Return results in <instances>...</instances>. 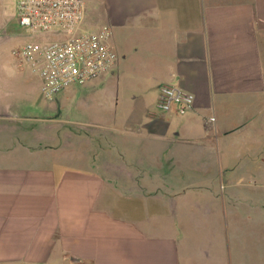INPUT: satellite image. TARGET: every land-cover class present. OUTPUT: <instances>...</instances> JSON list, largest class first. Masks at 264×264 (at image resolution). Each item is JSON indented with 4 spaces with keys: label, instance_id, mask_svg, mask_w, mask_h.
Masks as SVG:
<instances>
[{
    "label": "crops",
    "instance_id": "0c3cea01",
    "mask_svg": "<svg viewBox=\"0 0 264 264\" xmlns=\"http://www.w3.org/2000/svg\"><path fill=\"white\" fill-rule=\"evenodd\" d=\"M87 2L119 69L0 67V264H264V0Z\"/></svg>",
    "mask_w": 264,
    "mask_h": 264
},
{
    "label": "built area",
    "instance_id": "2783aa9c",
    "mask_svg": "<svg viewBox=\"0 0 264 264\" xmlns=\"http://www.w3.org/2000/svg\"><path fill=\"white\" fill-rule=\"evenodd\" d=\"M85 13V0H16L18 25L26 34L42 37L18 48L16 55L40 74L48 102L71 86L102 78L117 65L111 27L85 29ZM52 34L60 37L47 39ZM194 102L193 94L178 86L165 84L158 89L157 108L164 114L184 115Z\"/></svg>",
    "mask_w": 264,
    "mask_h": 264
},
{
    "label": "rangeland",
    "instance_id": "374dc122",
    "mask_svg": "<svg viewBox=\"0 0 264 264\" xmlns=\"http://www.w3.org/2000/svg\"><path fill=\"white\" fill-rule=\"evenodd\" d=\"M85 4L86 13L83 27L87 30H95L97 29V26L94 20L90 19L92 5L89 4L87 0H85ZM58 37H60V35L52 34L48 36L47 39L52 40ZM41 38L42 37H38L37 39ZM32 40L33 38L26 34L25 31L18 25L16 18V0H0V67L2 69H6L8 66L16 67V61L18 60L16 55L17 49L26 43L31 42ZM118 60V66H116V69H119L120 67V59L118 58ZM136 62L137 61L130 59L126 62L124 67L127 69L134 68ZM23 65L25 66L26 70L29 71L31 69L30 65L26 62L23 63ZM61 115L65 116L64 113ZM24 138L26 141L30 142V138H32V136H24ZM64 143L65 138L63 136H59L58 144L64 145ZM236 244L241 246L240 238L237 239Z\"/></svg>",
    "mask_w": 264,
    "mask_h": 264
}]
</instances>
